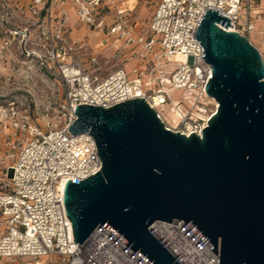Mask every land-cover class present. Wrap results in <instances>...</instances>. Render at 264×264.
<instances>
[{
	"label": "built area",
	"instance_id": "obj_1",
	"mask_svg": "<svg viewBox=\"0 0 264 264\" xmlns=\"http://www.w3.org/2000/svg\"><path fill=\"white\" fill-rule=\"evenodd\" d=\"M257 0H160L150 25V35L134 36V29L119 11L109 34L125 46L135 45L141 54L134 59L154 61L148 68L128 71L124 65L105 77L87 72L68 55L62 36L65 16L54 18V9L64 0H33L35 23L12 27L10 0H0V35L4 48L0 55L17 44L20 63L35 60L41 69L56 73L64 88L57 109L63 127L47 124L39 127L30 113L16 102L0 105V125L10 128L16 145L9 157L12 165L5 172L0 188V218L4 230L0 236V260L57 257L61 264H149L129 246L100 226L83 244L75 243L73 226L64 204L66 184L83 182L96 175L102 161L94 138L89 133L73 136L69 129L77 120V106L110 109L118 104L144 99L170 131L187 137L201 136L214 112L207 114L206 87L212 68L203 60L204 48L197 40L198 29L210 10L231 20L228 31L250 39L255 30L253 10ZM78 20L93 26L108 0H76ZM39 9L42 10L39 13ZM220 27H222L220 25ZM262 54V53H261ZM264 59V55H262ZM96 60L92 63L96 65ZM178 68L168 76L165 64ZM194 94L191 107L175 104L170 92ZM178 119L170 125L162 110ZM150 232L179 264H219L218 256L185 223L181 226L156 222Z\"/></svg>",
	"mask_w": 264,
	"mask_h": 264
},
{
	"label": "water",
	"instance_id": "obj_2",
	"mask_svg": "<svg viewBox=\"0 0 264 264\" xmlns=\"http://www.w3.org/2000/svg\"><path fill=\"white\" fill-rule=\"evenodd\" d=\"M230 23L210 10L196 34L219 105L201 136L168 130L144 99L76 107L69 131L89 133L103 164L66 184L76 244L105 226L149 264H179L150 228L185 222L219 264H264V59Z\"/></svg>",
	"mask_w": 264,
	"mask_h": 264
},
{
	"label": "crops",
	"instance_id": "obj_3",
	"mask_svg": "<svg viewBox=\"0 0 264 264\" xmlns=\"http://www.w3.org/2000/svg\"><path fill=\"white\" fill-rule=\"evenodd\" d=\"M11 12L13 19L12 27H19L27 23H35L39 17L35 16L33 0H10ZM148 2L155 4L154 11L150 18H148ZM160 0H108L96 18V24L89 26L80 23L78 20V5L76 0H64L63 7H56L54 9V18L59 20L65 16L67 19L66 25L63 27L62 36L67 42L68 55L74 62H80L84 69L100 77H105L113 72L115 69L127 65L128 71L134 68L141 67L148 70L150 77L151 68L154 61L143 63L134 59V54H141V50L135 45L125 46V43L117 36L109 34L116 23L117 13L123 12L124 21L128 22L134 29V36L143 35L149 37L150 25L153 16L156 12ZM42 12L41 9L38 10ZM264 0H257L254 10L253 19L255 23V30L252 35L260 32L264 25ZM4 48L2 36L0 35V51ZM95 59L96 65L92 63ZM14 62L18 67L21 56L17 49V44L4 52L3 57L0 56V61ZM12 60V61H11ZM5 63V62H4ZM8 66V63L5 64ZM37 66L35 60H30L27 66ZM39 126V125H38ZM41 127V126H39ZM44 128V127H42ZM10 132V133H9ZM0 133L2 134V147L0 148V188L2 183L6 181L5 172L12 165L13 159L9 157L11 148L16 145L18 137H15L14 132L6 127L0 125ZM3 134L8 136L5 139ZM4 230L0 218V236ZM26 262L27 264H61L57 257H48L39 261L32 259H5L0 260V264Z\"/></svg>",
	"mask_w": 264,
	"mask_h": 264
},
{
	"label": "rangeland",
	"instance_id": "obj_4",
	"mask_svg": "<svg viewBox=\"0 0 264 264\" xmlns=\"http://www.w3.org/2000/svg\"><path fill=\"white\" fill-rule=\"evenodd\" d=\"M147 15L151 17L155 4L148 2ZM264 16V15H263ZM150 37L157 39L153 34ZM250 41L264 55V25L260 32L251 35ZM3 57V55H0ZM12 61V60H11ZM5 62V63H4ZM8 63V66L5 64ZM164 68L168 76L178 68L177 64H165ZM174 103L191 107L194 101V94L189 92H170ZM64 98V88L56 73L50 74L38 65L27 66L18 63V67L14 62L0 61V105H6L10 102H16L20 107L26 109L31 116L33 122L37 125L47 128V124H57L63 127L64 123L58 116L57 109ZM217 107L213 101L207 102V114L210 116ZM168 123L176 125L178 119L171 115L169 107L162 110ZM10 133V132H9ZM5 139L10 136L3 134ZM2 134L0 133V148L2 147ZM1 151V150H0ZM8 264H27L26 262L8 263Z\"/></svg>",
	"mask_w": 264,
	"mask_h": 264
},
{
	"label": "bare ground",
	"instance_id": "obj_5",
	"mask_svg": "<svg viewBox=\"0 0 264 264\" xmlns=\"http://www.w3.org/2000/svg\"><path fill=\"white\" fill-rule=\"evenodd\" d=\"M211 101H213L214 102V100H211ZM214 104H215V107H219V105L216 103V102H214ZM216 111V110H215ZM215 113V112H214Z\"/></svg>",
	"mask_w": 264,
	"mask_h": 264
}]
</instances>
